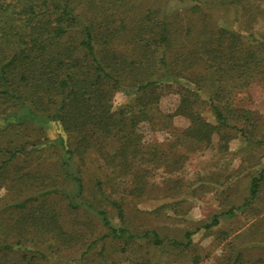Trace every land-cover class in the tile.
Wrapping results in <instances>:
<instances>
[{
	"label": "trees",
	"instance_id": "1",
	"mask_svg": "<svg viewBox=\"0 0 264 264\" xmlns=\"http://www.w3.org/2000/svg\"><path fill=\"white\" fill-rule=\"evenodd\" d=\"M232 2L240 7L239 0ZM215 3L192 4L171 16L162 15L160 4L141 7L132 5L133 0H0V99L19 107L7 117L11 121L7 127L28 124L40 131L53 123L74 141L66 150V177L60 182L52 176L34 180L20 173L13 177L8 163L26 154L23 146L9 151L11 158L0 163V190L24 197L16 209H27L36 196L43 197L37 203L38 225L28 231L17 229V234L51 238L57 230L62 246L69 239L73 243L74 237L57 223L61 213L56 218L49 213L46 197L63 192L78 209L64 182L69 179L78 195L84 192L82 180L71 172L74 156L96 153L116 180L128 178L130 196L147 195L152 171L168 159L162 160L163 149L160 153L145 141L141 128L160 124L154 114L167 95L180 99L175 116L189 120L173 148L183 141L209 145L215 139L224 148L232 138L243 139L252 150L264 147V116L236 109L230 102L234 92L264 88V39L221 27ZM121 91L128 102L115 108ZM206 93L214 123L202 117ZM109 181L113 180L106 177L104 184L98 180L96 188L103 191ZM263 185L264 171L252 178L244 204L224 216L233 218L236 211L248 209ZM36 190L37 195H28ZM114 205L124 223L121 205ZM97 215L114 238L134 240L129 228L116 231L105 212ZM219 218L199 230H211L219 225ZM191 236L185 235L186 243L171 244L186 248ZM141 238L162 245L157 232ZM231 261L227 259V264ZM235 264H264V259L246 261L242 256Z\"/></svg>",
	"mask_w": 264,
	"mask_h": 264
},
{
	"label": "rangeland",
	"instance_id": "2",
	"mask_svg": "<svg viewBox=\"0 0 264 264\" xmlns=\"http://www.w3.org/2000/svg\"><path fill=\"white\" fill-rule=\"evenodd\" d=\"M212 2H216L215 14L221 27L264 39V0H239L240 7L232 0H133L132 5L156 8L160 4L162 15L172 16L192 4L210 6ZM261 86L234 92L230 98L233 107L257 111L264 116V88ZM202 98L206 103L202 117L214 123L208 93ZM127 102V96L121 91L115 97L114 106L118 108ZM179 103L176 95L163 97L159 112L153 113L160 124L141 128L145 141L160 153L163 149L162 160L168 159L160 164L162 168L152 171L147 195L142 198L130 196L128 178L116 180L96 153L74 156L71 172L82 180L84 192L78 195L73 192L69 179L64 182L78 209L71 206L63 192L46 197L49 213L55 218L61 213L62 217L56 218L57 223L74 237L73 243L69 239L67 246L60 244L57 230L51 238L17 234V229L28 231L32 225H38L41 218L36 212L37 203L43 202V197L36 196L29 208L18 210L15 206L24 197L1 189L0 264H227V259L235 264L242 256L246 261L264 259V185L259 198L248 209L236 211L233 218L224 216L229 210L241 207L249 197L252 178L264 171V147L252 150L243 139L232 138L224 148L219 147L217 139L209 145L183 141L173 148L177 145L176 136L189 126L188 119L175 116ZM17 111L19 107L0 99V163L11 158L9 151L23 146L26 154L8 163L13 177L20 173L31 175L34 180L52 176L60 182L66 177L63 169L69 159L66 150L74 141L53 123L40 131L28 124L8 128L11 121H6L7 117ZM32 144L36 145L34 149L30 148ZM156 163L159 165L157 160ZM106 177L114 182L109 181L104 190L99 191L96 182L100 180L104 184ZM28 195H37V190ZM114 203L121 205L124 223ZM98 211L108 215L112 229L118 231L127 227L136 239L114 238L97 215ZM218 216L219 225L211 230H199ZM5 228L10 230L5 231ZM151 232L159 234L161 246L141 238ZM187 233L192 234L191 245L181 248L171 244L186 243Z\"/></svg>",
	"mask_w": 264,
	"mask_h": 264
}]
</instances>
